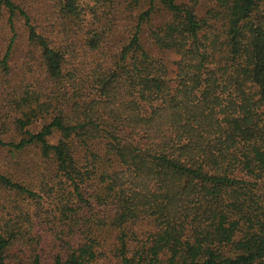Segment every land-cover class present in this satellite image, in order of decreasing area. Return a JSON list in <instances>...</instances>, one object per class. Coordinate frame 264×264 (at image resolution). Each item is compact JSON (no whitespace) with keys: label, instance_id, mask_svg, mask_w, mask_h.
Returning <instances> with one entry per match:
<instances>
[{"label":"trees","instance_id":"1","mask_svg":"<svg viewBox=\"0 0 264 264\" xmlns=\"http://www.w3.org/2000/svg\"><path fill=\"white\" fill-rule=\"evenodd\" d=\"M145 3L117 47L113 21L86 32L84 69L27 24L46 87L20 89V139L0 146L38 148L52 171L40 193L0 186L51 228L0 227V264H264V0ZM115 4L61 11L82 30ZM15 10L0 0V18Z\"/></svg>","mask_w":264,"mask_h":264},{"label":"rangeland","instance_id":"2","mask_svg":"<svg viewBox=\"0 0 264 264\" xmlns=\"http://www.w3.org/2000/svg\"><path fill=\"white\" fill-rule=\"evenodd\" d=\"M12 1L16 6L15 15L11 17V14L5 11L0 18V139L4 142H17L20 139V134L13 125L19 115L13 100L19 98L21 90L28 84H41L46 87L40 53L29 41L30 29L27 24L46 37L52 46L66 49L70 45V56L78 60L84 69L95 57L85 52L82 46L86 32L88 33L94 24L100 26L102 22L113 21L116 35L111 36L108 42L117 47L116 43L120 41L123 31H129L136 22L137 15L148 8L145 0H142L140 5L133 0H116L114 9L99 10L102 20H93V17L89 16L83 24L85 28L82 27L81 30L63 17L61 8L66 0ZM85 1L87 0H80V3ZM25 16L29 17V22ZM8 50L9 69L6 71L4 61ZM56 140L55 137L51 142ZM51 171L52 167L48 161L45 163L41 158L38 148L11 151L0 146V172L14 182L40 193L42 182ZM37 208L31 199L23 196L20 198L0 186V227L7 224L12 226L19 221V217L26 215L29 222L20 221L22 235L27 240L38 241L41 236H48L51 226L46 224L45 215L39 213ZM14 250L16 252L17 249ZM10 258V262H15L16 254L12 253Z\"/></svg>","mask_w":264,"mask_h":264}]
</instances>
